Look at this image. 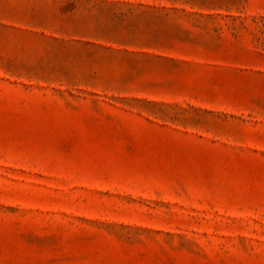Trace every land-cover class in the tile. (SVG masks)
<instances>
[{
	"label": "rangeland",
	"instance_id": "374dc122",
	"mask_svg": "<svg viewBox=\"0 0 264 264\" xmlns=\"http://www.w3.org/2000/svg\"><path fill=\"white\" fill-rule=\"evenodd\" d=\"M0 264H264V0H0Z\"/></svg>",
	"mask_w": 264,
	"mask_h": 264
}]
</instances>
